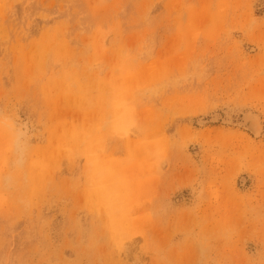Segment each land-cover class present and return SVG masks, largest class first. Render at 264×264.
<instances>
[{
    "label": "rangeland",
    "instance_id": "374dc122",
    "mask_svg": "<svg viewBox=\"0 0 264 264\" xmlns=\"http://www.w3.org/2000/svg\"><path fill=\"white\" fill-rule=\"evenodd\" d=\"M0 264H264V0H0Z\"/></svg>",
    "mask_w": 264,
    "mask_h": 264
},
{
    "label": "bare ground",
    "instance_id": "6f19581e",
    "mask_svg": "<svg viewBox=\"0 0 264 264\" xmlns=\"http://www.w3.org/2000/svg\"><path fill=\"white\" fill-rule=\"evenodd\" d=\"M251 124V123H250ZM249 125V124H248ZM251 125H253V124H251ZM253 127V126H252ZM253 130H255V129H253ZM256 131V130H255ZM257 133V132H256Z\"/></svg>",
    "mask_w": 264,
    "mask_h": 264
}]
</instances>
